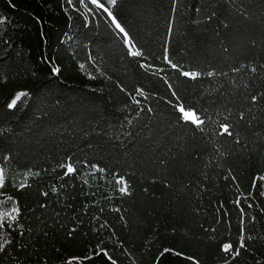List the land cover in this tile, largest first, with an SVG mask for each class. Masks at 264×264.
Returning a JSON list of instances; mask_svg holds the SVG:
<instances>
[{
    "label": "trees",
    "instance_id": "obj_1",
    "mask_svg": "<svg viewBox=\"0 0 264 264\" xmlns=\"http://www.w3.org/2000/svg\"><path fill=\"white\" fill-rule=\"evenodd\" d=\"M0 158V264H264V0H0Z\"/></svg>",
    "mask_w": 264,
    "mask_h": 264
},
{
    "label": "snow or ice",
    "instance_id": "obj_2",
    "mask_svg": "<svg viewBox=\"0 0 264 264\" xmlns=\"http://www.w3.org/2000/svg\"><path fill=\"white\" fill-rule=\"evenodd\" d=\"M69 2H71V0H69ZM80 2H81V4L83 5V0H80ZM89 2L90 3H92V4H95L96 3V0H89ZM108 2V0H105V3H107ZM117 3V0H111V5H115ZM84 7L86 8L87 6L86 5H84ZM109 15L111 16V15H113V12L111 11V12H109ZM55 71H59L58 69H56ZM15 100H13L12 102H11V104L9 105L10 107L12 106V105H14L15 104ZM0 163H4V161H3V159L2 158H0ZM53 191H55V189H53ZM125 194H127V193H125ZM45 195H47V193H45ZM15 211H18L17 209H15ZM12 219L14 220L15 219V217H13L12 216Z\"/></svg>",
    "mask_w": 264,
    "mask_h": 264
},
{
    "label": "rangeland",
    "instance_id": "obj_3",
    "mask_svg": "<svg viewBox=\"0 0 264 264\" xmlns=\"http://www.w3.org/2000/svg\"><path fill=\"white\" fill-rule=\"evenodd\" d=\"M18 98H20V95H19V97ZM17 98V99H18ZM16 99V100H17ZM15 100V101H16ZM183 115H184V118L186 119V120H190V121H193V122H195V123H199L200 121H199V118H198V116H197V114L194 112V111H188V110H183Z\"/></svg>",
    "mask_w": 264,
    "mask_h": 264
}]
</instances>
